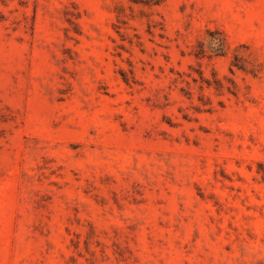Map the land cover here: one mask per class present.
<instances>
[{"label":"rangeland","instance_id":"374dc122","mask_svg":"<svg viewBox=\"0 0 264 264\" xmlns=\"http://www.w3.org/2000/svg\"><path fill=\"white\" fill-rule=\"evenodd\" d=\"M0 264H264V0H0Z\"/></svg>","mask_w":264,"mask_h":264},{"label":"trees","instance_id":"16d2710c","mask_svg":"<svg viewBox=\"0 0 264 264\" xmlns=\"http://www.w3.org/2000/svg\"><path fill=\"white\" fill-rule=\"evenodd\" d=\"M133 1L138 2V3L159 5L163 2H165L166 0H133Z\"/></svg>","mask_w":264,"mask_h":264}]
</instances>
